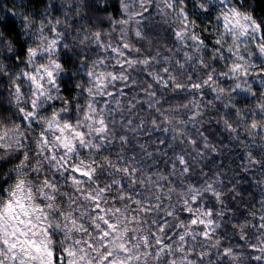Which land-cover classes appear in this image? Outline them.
Here are the masks:
<instances>
[{
    "label": "clouds",
    "instance_id": "obj_1",
    "mask_svg": "<svg viewBox=\"0 0 264 264\" xmlns=\"http://www.w3.org/2000/svg\"><path fill=\"white\" fill-rule=\"evenodd\" d=\"M0 264H264V0H0Z\"/></svg>",
    "mask_w": 264,
    "mask_h": 264
}]
</instances>
